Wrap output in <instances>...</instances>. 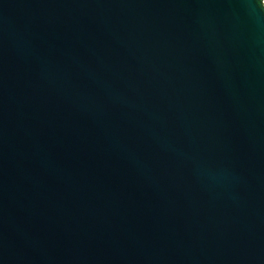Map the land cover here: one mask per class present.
I'll list each match as a JSON object with an SVG mask.
<instances>
[{
    "label": "water",
    "instance_id": "obj_1",
    "mask_svg": "<svg viewBox=\"0 0 264 264\" xmlns=\"http://www.w3.org/2000/svg\"><path fill=\"white\" fill-rule=\"evenodd\" d=\"M0 264H264V0H0Z\"/></svg>",
    "mask_w": 264,
    "mask_h": 264
}]
</instances>
